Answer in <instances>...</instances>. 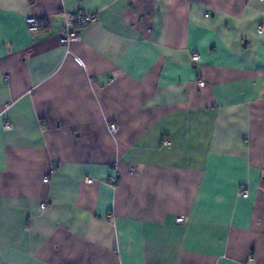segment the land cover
<instances>
[{
  "label": "crops",
  "instance_id": "0c3cea01",
  "mask_svg": "<svg viewBox=\"0 0 264 264\" xmlns=\"http://www.w3.org/2000/svg\"><path fill=\"white\" fill-rule=\"evenodd\" d=\"M0 264H264V0H0Z\"/></svg>",
  "mask_w": 264,
  "mask_h": 264
},
{
  "label": "built area",
  "instance_id": "2783aa9c",
  "mask_svg": "<svg viewBox=\"0 0 264 264\" xmlns=\"http://www.w3.org/2000/svg\"><path fill=\"white\" fill-rule=\"evenodd\" d=\"M98 16L94 13H65V21L64 26L61 34L60 42L66 46L67 49L70 48V45L73 41L79 39V28L87 25L91 22H94L97 20ZM28 28L31 31L39 32L43 29H45L48 26V22L45 19L37 18V17H30L27 21ZM260 31H263V28H260ZM192 60L195 62H198L201 60V55L199 53H193L192 54ZM200 86H205V81L201 80L199 82ZM6 129H10L12 126L10 123H7L5 125ZM119 126L117 123H111L110 124V132L115 135L118 132ZM171 144L170 140L165 139L163 141V145L169 146ZM132 170H135V168H132ZM93 179H88V182H92ZM115 182H117V178H115ZM240 197H247L249 196V190L248 189H242L239 191ZM43 206L46 204L43 203ZM176 221L178 223L184 222V217L180 216L177 217Z\"/></svg>",
  "mask_w": 264,
  "mask_h": 264
}]
</instances>
